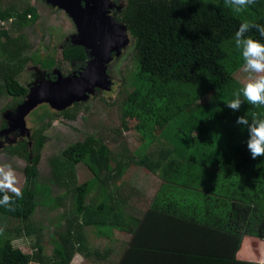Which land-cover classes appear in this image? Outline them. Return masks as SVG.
<instances>
[{"label":"trees","instance_id":"obj_1","mask_svg":"<svg viewBox=\"0 0 264 264\" xmlns=\"http://www.w3.org/2000/svg\"><path fill=\"white\" fill-rule=\"evenodd\" d=\"M39 3L69 17L45 0L22 6L0 0V101L9 99L3 112L20 106L28 94L35 79L26 70L28 62L46 74L63 71L57 60L30 52L26 30L37 29L44 19ZM126 3L122 22L135 66L124 78L127 92L112 80L115 96L108 106L116 109L119 126L87 134L52 156L50 183L40 184L37 170L49 131L55 120L76 121L85 102L62 113L41 108L43 114L36 115L41 125L30 138L6 143L1 151L26 161V183L14 211L0 206V264H71L76 255L96 264H250L239 255L248 260L258 255L264 264V156L252 158L248 131L237 124L242 115L264 117V105L245 101L239 111L227 106L242 87L237 74L243 57L234 33L244 21L264 24V0L243 13L226 8L223 0ZM251 34L260 38L254 30ZM63 46L62 62L86 60L83 48ZM125 132L136 133L151 149L135 156L122 142ZM129 167L158 177L148 202L139 201L140 192L121 179ZM78 169L88 174L80 182ZM52 183L62 189L54 198ZM41 203L65 208L51 255L39 240L25 253L10 235L20 239L36 233L30 220ZM6 220L14 222V229H3ZM178 226H190L198 235L191 251L164 242L173 235L168 227ZM87 233L108 246H92Z\"/></svg>","mask_w":264,"mask_h":264},{"label":"rangeland","instance_id":"obj_2","mask_svg":"<svg viewBox=\"0 0 264 264\" xmlns=\"http://www.w3.org/2000/svg\"><path fill=\"white\" fill-rule=\"evenodd\" d=\"M33 1L35 2L36 0H16L19 6H22L21 3ZM38 6L40 7V10H44V19L43 21H40L41 25L37 29L26 30V33L28 35V43L31 47L30 52L37 51L46 58H53L57 60V63L62 66L63 71L66 73L69 70V65L66 62H62L63 60L60 46L70 35H73L75 33V27L69 20V17H67V15L62 11H52V9L42 3H39ZM5 26L6 28L4 29L8 30V25L5 24ZM111 66V70L113 71V79L118 82V85H116V89H122V91L127 92L128 84L125 82L124 78L128 77L130 73L134 71L135 66L134 56H132V52L130 51L129 46L126 47L124 53H121L116 62H113ZM33 67H36V65H34L32 62H28L26 65V70L30 71V69ZM245 76V73L239 71V73L237 74V79L242 83ZM102 94L103 93H98L97 96L99 98H97L96 100L88 99L87 102L84 101L86 105H84V108L81 107L77 110L78 113H76V121L67 122L63 120H55L52 128L49 131V141L46 142L44 148L42 149V152L40 154V161L37 166L38 181L40 184L50 183L51 181L52 168L50 165V159L52 158V156H55L62 152V150L70 143H73L76 140H82L87 134H98L100 130L107 131V129L119 126L118 113L116 109L108 106L109 102L114 100L115 94L114 96L107 94L106 96H103ZM7 101H9V99L6 98L0 101V114L3 112V108ZM43 107L45 109H48L49 111H52L48 106H40L25 117V126L30 133H32L35 128L41 125L40 121L37 120L36 115L43 114L44 110L41 109ZM52 113L55 112L52 111ZM4 114L5 112H3V115ZM0 117L1 124L3 118L2 114L0 115ZM2 129H0V131H2ZM10 138H13V136H11ZM19 139L26 140L27 138L26 136H23L21 138H17V140ZM1 141L2 145L0 146V164L12 165V167L16 170L17 176L19 178V187L22 189L26 183V178L24 175V167L26 165V161L18 158H8L7 156L3 155L1 151L7 145V140L2 139L0 140V142ZM122 142L126 144L127 149L135 156H140L151 149V146L149 144L141 142L137 134L134 132L123 133ZM110 149H113L112 145L110 146ZM77 176L78 181L80 182L84 180L85 176H88V174L84 169H78ZM121 179L125 180L126 183L130 185V187L136 188L137 191L140 192L138 200L142 202H148V200H150V197L155 192V189L157 188L159 182L157 176L147 173L146 171L138 167H129L126 171L123 172ZM51 188L52 198L60 195L62 192V189L58 188L53 183L51 184ZM132 201L136 202L137 200L135 198ZM137 208H139V206H137ZM56 209L53 210L50 208V206L46 204L43 205V203L38 205L30 220L31 225L33 226L36 233L31 237H21L20 239H15L16 237H14V232L11 233L10 235L12 236L14 246L21 249L25 253H30L32 251L31 245L39 240V242L42 243L45 247L44 253L51 255L53 250V242H56L53 237L54 233L55 231H61L64 226L63 221L58 225V217L60 212L62 214L64 213L65 208L62 207L60 210ZM14 226V222L10 220L4 221V225H2L3 229H14ZM87 234V236L89 237L90 234ZM116 236H118L117 232L113 234V237ZM89 240H93L91 245L95 247L97 246L98 249H103L104 245L108 246L107 241L104 244V242L99 239L94 240L89 237ZM114 255L116 256L115 253ZM257 256H251V259L248 260L249 256L242 257V255H239V259H243V262L250 264H255V262H258V264H260ZM71 264L96 263L86 260L79 255H76L73 258Z\"/></svg>","mask_w":264,"mask_h":264},{"label":"water","instance_id":"obj_3","mask_svg":"<svg viewBox=\"0 0 264 264\" xmlns=\"http://www.w3.org/2000/svg\"><path fill=\"white\" fill-rule=\"evenodd\" d=\"M106 3L107 0H98ZM46 3L62 9L68 14L75 27V33L68 39L73 46L83 48L90 60L78 75L63 76L58 71V79L41 81L39 86L30 87L27 96L20 106L14 110L5 111L3 121L6 127L0 131V140H7V144L17 141V138L26 136L30 132L25 126V117L40 106H48L56 113H62L75 103L87 101L90 96L96 95V90L102 93L109 91L112 79L107 75V64L114 55L117 59L128 45V36L124 25L116 24L105 12H100L105 4L98 10V2L93 1L88 6L82 0H45ZM40 70V66H36ZM13 136V138H10ZM2 141L0 142V146ZM31 142L28 141V146Z\"/></svg>","mask_w":264,"mask_h":264},{"label":"clouds","instance_id":"obj_4","mask_svg":"<svg viewBox=\"0 0 264 264\" xmlns=\"http://www.w3.org/2000/svg\"><path fill=\"white\" fill-rule=\"evenodd\" d=\"M224 6L235 13H243L256 0H223ZM255 31L259 39L251 33ZM235 46L241 50L243 66L246 74L242 87L234 93L227 106L239 111L246 101L252 106L264 105V24L242 22L234 33ZM237 124L248 131L247 147L253 159L264 156V117L253 114L238 117ZM19 178L11 164H0V206L14 211L16 200L22 199Z\"/></svg>","mask_w":264,"mask_h":264},{"label":"flooded vegetation","instance_id":"obj_5","mask_svg":"<svg viewBox=\"0 0 264 264\" xmlns=\"http://www.w3.org/2000/svg\"><path fill=\"white\" fill-rule=\"evenodd\" d=\"M85 1H87L88 6H92L93 5V1H97L98 2V10L101 6V4H105L104 8L100 11V12H105L107 17H110V19H112L116 24H120L123 25L122 22V10L124 8V6L127 4V0H107L106 3L100 2L98 0H82V5H85ZM72 35L69 36V39ZM68 38L64 41V44H71V41ZM73 46V45H72ZM60 49H64L63 44H61ZM125 51V50H124ZM124 51H122V53H124ZM85 52V56H86V60L82 61V60H71L69 61L67 64L69 65V71L67 73H63V71H61L59 68H54L52 70L51 73L46 74L44 73V71L38 70L35 67L30 69V72H34V76L35 79L34 81L29 85L30 87H36L39 86L40 82L45 80V81H52V80H57L58 79V71L60 70L61 73L63 74V76H68V75H78L81 71L84 70V68L87 65V62L90 60V58L88 57L87 52L84 50ZM111 56L113 57L112 61L109 62V64H107V70L106 73L107 75L110 77V79H113V71L111 64L113 62H116L114 55L111 54ZM111 80V81H112ZM115 81V80H114ZM99 93L98 90H96V94ZM103 96L107 95H113L112 92L109 90L106 91L104 90L102 92ZM101 94V93H99ZM93 97V96H92ZM91 97V99H92ZM39 108V107H38Z\"/></svg>","mask_w":264,"mask_h":264},{"label":"crops","instance_id":"obj_6","mask_svg":"<svg viewBox=\"0 0 264 264\" xmlns=\"http://www.w3.org/2000/svg\"><path fill=\"white\" fill-rule=\"evenodd\" d=\"M188 225H191V224H188ZM178 227L179 228H172L173 229L172 231H170L171 228L168 227L167 234L173 233V235L167 237L166 241L164 242H166L167 244V241H172L173 243L171 244L178 246L179 251L184 250V249L187 251H191L195 240H197L198 235L195 232L188 230L190 226H183V227L178 226ZM182 243L185 244L186 246L182 247L181 246ZM184 258L187 260V257H184Z\"/></svg>","mask_w":264,"mask_h":264}]
</instances>
